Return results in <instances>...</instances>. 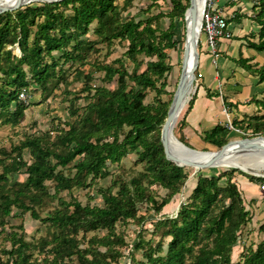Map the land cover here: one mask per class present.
Instances as JSON below:
<instances>
[{
	"label": "trees",
	"instance_id": "trees-1",
	"mask_svg": "<svg viewBox=\"0 0 264 264\" xmlns=\"http://www.w3.org/2000/svg\"><path fill=\"white\" fill-rule=\"evenodd\" d=\"M135 1L63 0L34 4L0 15V118L7 115L5 122H16L24 116L27 107L20 100L23 92L28 97L33 88L47 100L60 88L67 90L70 83L65 66L75 68L76 76L85 79L81 94H86L82 98L88 103L81 114V109L76 107L81 97L73 93L68 112L76 119L65 123L68 129L58 128L54 139L49 133L29 136L14 147L12 152L15 155L0 159L3 167L0 173V227L4 228L5 219L16 208L22 214L30 213L36 221L59 229L52 236L57 243L53 264L82 254L78 251L80 232L109 230L121 219L134 218L137 203L149 198L142 185L144 179L152 178V184H160L170 193V197L159 205L152 199L158 212L181 192L189 180L186 168L168 161L164 153L160 133L168 110L162 112L159 109L153 114L152 107L146 106L145 100L149 90L158 96L165 92L167 76L172 71L167 51L176 50L180 44L174 20H185L190 0L172 1V12L168 14L172 25L166 31L159 26L153 27V18L142 22L124 19L123 13ZM139 1L150 3L148 9L159 2ZM259 4L253 5L256 15L252 20L260 27V39L258 43L248 45L264 52V0H259ZM115 41L128 45L126 55L135 65L134 70L130 73L123 60L119 61L120 67L95 61L97 68L104 72L103 82L115 81L117 86L114 90L103 85L93 86L92 73L86 75L79 67L95 66L90 57L100 51L96 47L105 43L112 45ZM15 48L21 56L14 54ZM139 56L152 59L146 63L143 72H140L143 61L138 62ZM239 64L264 82V65L253 70L248 61L240 60ZM255 102L264 110V99ZM252 121L257 125L263 123L264 114ZM125 128L129 131L121 140ZM156 133L159 136L153 137ZM228 134V129L217 127L209 135V141L220 150L229 142L226 139ZM180 141L186 145L184 140ZM25 151L29 152L31 163L24 160ZM129 151L139 152L140 161L146 164V173L131 179L130 185L122 186L116 195L100 190L104 207H85L77 200L66 201L60 197L65 191L84 187L89 176L106 179L111 174L110 167L119 163ZM78 158L82 159L74 166L77 172L73 178L58 172V168H67ZM242 172L232 168L217 177H200L190 198L191 203L183 205L175 219L164 222L169 228L165 234L171 238L167 250L163 251L160 244L156 250L158 255H147L148 264H233L232 253L239 233L251 220L242 194L233 182L234 175L240 173L252 182L264 180H256ZM19 174H26V180L11 186L9 176ZM48 182L54 183V194L50 193ZM131 187L134 194L130 192ZM55 201H58V207L42 218L37 207ZM260 231H264V225ZM11 236L21 239L16 234ZM20 247H26L22 240ZM85 253L91 254V251ZM5 254L9 259L3 262L0 257V264H23L15 259L13 251ZM238 264H264V242Z\"/></svg>",
	"mask_w": 264,
	"mask_h": 264
},
{
	"label": "rangeland",
	"instance_id": "rangeland-1",
	"mask_svg": "<svg viewBox=\"0 0 264 264\" xmlns=\"http://www.w3.org/2000/svg\"><path fill=\"white\" fill-rule=\"evenodd\" d=\"M172 1L173 0H159L157 6L148 9L150 3L137 0L123 13V17L124 19L133 18L137 22L153 18V27L159 26L161 30L166 31L172 25V20L168 15L172 12ZM120 3L123 5V1H120ZM248 3L257 6L260 5L259 0H248ZM252 15V18H254L256 13L253 12ZM174 21L176 25L175 33L180 44L176 50L167 51L169 55L168 63L172 66V71L167 76L165 92L159 96L155 91L149 90L147 93L145 104L148 107H152L153 114H157L159 109H161L162 112L165 110L169 111L182 74V61L184 58V45L187 34L186 20L176 18ZM92 38L96 39L94 36H92ZM127 47L128 45L126 43H119L118 41H115L112 45L106 43L100 44L96 47V49L100 51L91 55L90 62L94 64L95 61H97L99 64H113L114 67H120L119 61L123 60L125 68L132 73L135 65L127 58ZM199 50L201 52V48ZM14 54L21 56L18 48L14 49ZM150 60L152 59L144 56L138 57V62L143 61V64L139 66L140 72L146 69V63ZM94 65L95 66L85 65L79 68L84 71L86 75L92 73L93 86L103 85L114 90L117 86L116 82H103L104 72L97 68V63ZM69 68V65L65 66V70H67V81L70 83L67 90L64 91V87H62L53 92L47 100H44L40 92H35L33 88H31L27 101L24 103L27 109L23 117L16 120V122L11 120V123L5 122L7 115L0 118V159L10 158L9 155L11 154L15 155V153L12 152L14 147H18L29 136L49 133L52 139H54L58 128L59 130L68 129L65 123L74 122L76 119L71 118L68 112L70 106L69 101L74 97L73 93H77V95L81 97L76 103V107L81 109V114L84 112V107L88 103L82 98L85 97L86 94H81L85 79H80L76 76L75 68ZM158 85L160 86V83ZM194 96L193 94L192 99ZM192 99L187 107L182 110L174 128V135L178 140L182 139L181 130L185 125V115ZM13 109L15 110V104ZM248 123L251 125L249 128L247 127L249 129L247 132L239 130L238 128L242 127L237 124L234 125V129H229V131L233 133L229 141L264 136V122L258 125L254 121ZM128 131L129 128L123 129L121 140ZM155 136H159V133L153 135V137ZM186 145L188 144L186 143ZM191 148L199 150L196 147ZM208 150L209 149H207V152H214L219 149ZM23 158L28 163L32 162L28 151L24 152ZM81 159L82 158H78L67 168H58V172H62L66 176L73 178L77 172L74 166ZM6 162L9 163L10 160L7 159ZM185 170H187L186 172L189 174V180L184 187H182L181 192L172 197L171 202L163 208L161 212L156 210L157 206L151 201L154 199L157 201V205H159L162 200L170 197L169 191L164 189L160 184H152V178L144 179L142 185L145 187L149 198L137 203L136 216L127 220H119L116 225L109 230L80 232L77 236V240L79 241L78 251H81L82 254H75L72 258H65L60 264H148L147 255L150 253L158 255L156 250L160 244L163 246V251H166L171 238L165 234L169 228L164 225V222L168 219H175L182 206L191 203L190 198L193 195V190L200 177H217L226 169H207L198 171L197 173L195 169L186 168ZM2 171L3 167L0 166V173H2ZM110 172V176L106 179L89 176L84 187H75L70 192L65 191L60 194V197L64 198L66 201L77 200L85 207L102 208L104 207V202L99 193L100 190L108 191L116 195L122 186L130 185L131 179L140 177L142 173H146V164L140 161L139 152L129 151L119 163L110 167ZM242 173L256 180L264 179V171L260 173V176L252 175L244 171ZM237 176H241V174L235 173L234 177ZM9 177L10 185L13 186L16 182H24L27 175L19 174ZM224 183L225 180H223L222 185H224ZM47 186L50 193L54 194V183L48 182ZM130 192L134 194V189L132 187L130 188ZM57 207L58 201H55L45 207H37V210L40 216L44 218ZM72 209L73 208H71V210ZM258 220L256 225L254 224L253 217H251L250 222L242 227L239 233L237 246L234 248V253H232L233 264L243 263L245 257H247L252 250H257L258 246L264 242V231H260L261 222L264 221V218L260 217ZM5 223L4 228L0 227V257L3 262L9 259V256L5 253L13 251L15 253V259L23 264H53L52 261L56 257L54 247L57 243L52 239V236L55 232H59V229L50 226V224L36 221L31 217L30 213L22 214L21 210L16 208L13 209V214L5 219ZM13 234H16L18 238L21 239H13L11 236ZM20 240L25 243L26 247H20ZM87 250L91 251V254L85 253ZM81 255H83L82 258H80ZM94 257H96L97 260H94Z\"/></svg>",
	"mask_w": 264,
	"mask_h": 264
},
{
	"label": "crops",
	"instance_id": "crops-1",
	"mask_svg": "<svg viewBox=\"0 0 264 264\" xmlns=\"http://www.w3.org/2000/svg\"><path fill=\"white\" fill-rule=\"evenodd\" d=\"M216 7L226 18L232 37L218 42L219 56L215 58L202 35L195 96L181 130L185 143L200 151L218 149L209 141V135L217 127L229 130L230 124L233 129L237 124L244 128L241 131L247 132L248 122L264 114L255 102L264 99V82H261L260 76L248 72L239 64L240 60L248 61L253 70L264 65V52L253 50L248 45L258 43L260 39V27L252 20L253 5L245 0H216ZM231 135L233 133L229 131L226 139L229 140ZM233 182L237 184L244 205L257 225L258 219L264 218V181L252 182L241 175L234 177ZM261 223L262 226L264 221Z\"/></svg>",
	"mask_w": 264,
	"mask_h": 264
},
{
	"label": "water",
	"instance_id": "water-1",
	"mask_svg": "<svg viewBox=\"0 0 264 264\" xmlns=\"http://www.w3.org/2000/svg\"><path fill=\"white\" fill-rule=\"evenodd\" d=\"M63 0H17L11 5H0V15L16 12L26 6L41 4V3H57ZM197 0H190L189 9L186 12V42L184 49V59L182 63V74L179 80V84L174 95L173 102L168 111L166 122L162 128L161 142L164 147V153L166 159L171 163L179 167L195 168L198 171L207 170L218 164L231 148H235L239 154H247L249 156L255 153L264 154V136H257L254 138H245L240 140L229 141L220 150L216 152L199 151L190 148L183 144L174 135V128L180 117L182 109L190 95L192 88L195 85L196 72L199 67L200 53L199 42L200 34H202V26L200 31L198 30V7ZM205 11V10H204ZM204 15V13H203ZM190 20L191 29L188 25ZM189 23V24H190ZM192 62V63H191ZM191 63V65H189ZM170 141H176L180 146L189 151L193 155H204L202 158L194 157L193 155H186L185 153H179L171 149ZM239 148V149H236ZM206 155V156H205ZM230 169V168H228ZM242 168H239V170ZM242 171V170H241Z\"/></svg>",
	"mask_w": 264,
	"mask_h": 264
},
{
	"label": "bare ground",
	"instance_id": "bare-ground-1",
	"mask_svg": "<svg viewBox=\"0 0 264 264\" xmlns=\"http://www.w3.org/2000/svg\"><path fill=\"white\" fill-rule=\"evenodd\" d=\"M17 0H0V5H11L14 4ZM206 3L207 0H197V7H198V11H199V16H198V30L200 31L201 26H202V20H203V13L206 7ZM190 20L188 22V25L190 26L191 29V23ZM187 37V35H186ZM202 38V35L200 34V39ZM186 42V40H185ZM200 43V42H199ZM185 48V45H184ZM184 59V58H183ZM183 63V61H182ZM192 63V62H191ZM191 63L189 65H191ZM196 91V85H194V87L192 88L189 97L187 98V101L183 107L182 110H184L188 103L191 101L193 94H195ZM170 146L171 149L179 152V153H185L186 155H193L190 154L189 151L183 149L180 144L176 141H170ZM239 149V148H236ZM216 152V151H214ZM194 157L197 158H202L204 157V155H193ZM206 156V155H205ZM185 168H190V167H185ZM228 168H233V169H239L242 168L240 170L252 174V175H256V176H260L261 172L264 171V154L261 153H255L251 156L247 155V154H239L237 152V150H235V148H231V150L228 151V154H226V156L223 157V159L216 164L214 167L210 168V169H228ZM191 169H195V168H191ZM195 172L197 173L198 170L195 169Z\"/></svg>",
	"mask_w": 264,
	"mask_h": 264
},
{
	"label": "built area",
	"instance_id": "built-area-1",
	"mask_svg": "<svg viewBox=\"0 0 264 264\" xmlns=\"http://www.w3.org/2000/svg\"><path fill=\"white\" fill-rule=\"evenodd\" d=\"M201 35L205 36L210 54L215 58L219 56L218 42L221 39H230L232 37L226 18L217 10L216 0H207L202 20ZM20 100L27 101V95L24 92L20 95ZM227 117H229V114H227ZM229 128L233 129L232 124H230ZM262 189L264 190V186Z\"/></svg>",
	"mask_w": 264,
	"mask_h": 264
}]
</instances>
